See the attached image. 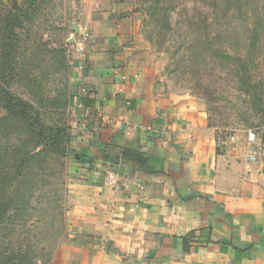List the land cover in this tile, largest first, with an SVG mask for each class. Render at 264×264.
Returning <instances> with one entry per match:
<instances>
[{
    "label": "rangeland",
    "instance_id": "374dc122",
    "mask_svg": "<svg viewBox=\"0 0 264 264\" xmlns=\"http://www.w3.org/2000/svg\"><path fill=\"white\" fill-rule=\"evenodd\" d=\"M14 1L24 7L27 0H0V14ZM36 1L32 17L16 30V75L0 85L32 105L40 123L68 127L69 154L52 157L45 170L33 172L36 188L29 210L21 217L12 216L13 223L0 224V246L8 250L30 245L38 264H87L83 257L74 259L60 250L69 236H77L73 220L80 213L72 189L82 175L75 159L79 156L71 154V138L79 118L70 106L53 110L41 107L39 99L56 97L63 90L69 95L81 92L85 87L80 85V74L92 70L84 55L101 61L105 54L96 73L111 69L113 79L126 69L129 82L134 76L143 77L145 85L152 84L163 95L160 102L164 99L172 108L182 109L193 122L206 123L219 150L240 159L255 142L247 141L249 131L264 139V114L254 112L236 77L245 61L251 80L264 87V0H246L241 16L234 11L227 16L223 11L214 13L212 0ZM259 18L261 37L251 47ZM73 25L78 32L71 29ZM29 77L37 82H29ZM5 114L0 103V117ZM23 137L9 132L0 140V151L20 144Z\"/></svg>",
    "mask_w": 264,
    "mask_h": 264
},
{
    "label": "crops",
    "instance_id": "0c3cea01",
    "mask_svg": "<svg viewBox=\"0 0 264 264\" xmlns=\"http://www.w3.org/2000/svg\"><path fill=\"white\" fill-rule=\"evenodd\" d=\"M84 56L92 70L80 74L86 92L71 95V150L94 162L76 164L77 236L60 250L87 264H264V139L234 159L143 77L112 79L95 72L107 55ZM124 150L142 153L144 169Z\"/></svg>",
    "mask_w": 264,
    "mask_h": 264
},
{
    "label": "trees",
    "instance_id": "16d2710c",
    "mask_svg": "<svg viewBox=\"0 0 264 264\" xmlns=\"http://www.w3.org/2000/svg\"><path fill=\"white\" fill-rule=\"evenodd\" d=\"M247 4L246 0H212L211 8L214 13L223 11L224 16L230 11L241 16ZM21 6L14 1L11 9L0 14V82L4 84H7L6 79L16 75V30L21 28L24 20L32 17L37 8V1L27 0L26 6ZM260 18L252 30L251 47H254L261 37L263 25ZM61 57L64 59L63 54ZM61 64L66 67L64 60ZM236 77L240 91L254 112L264 114V87L262 83H254L251 80L247 62H240ZM29 82L37 81L29 77ZM70 99L71 95L63 90L56 97L39 99L38 103L41 107L61 111L70 106ZM0 103L6 113L0 117V140L9 132L24 136L20 144L7 146L0 151V224H9L13 223L12 216L21 217L29 210V201L36 188L33 185V172L45 170L52 157L57 160L69 154L66 148L69 136L68 127L64 125L52 127L40 123L38 112L32 105L14 97L5 90L4 85H0ZM37 147L42 148L36 152L31 149ZM75 159L77 163H90L89 159ZM121 159L128 160L141 169H144L147 161L142 153L134 150H124ZM33 248L25 245L7 250L0 246V264H38Z\"/></svg>",
    "mask_w": 264,
    "mask_h": 264
},
{
    "label": "built area",
    "instance_id": "2783aa9c",
    "mask_svg": "<svg viewBox=\"0 0 264 264\" xmlns=\"http://www.w3.org/2000/svg\"><path fill=\"white\" fill-rule=\"evenodd\" d=\"M79 69H81L79 67ZM86 92L85 89H81V93ZM256 139L255 133L252 131L248 132L247 135V141L249 143H253ZM118 183H119V178L116 174L112 173V172H107L104 176V180H103V184L105 187H107L110 190H115L118 188Z\"/></svg>",
    "mask_w": 264,
    "mask_h": 264
},
{
    "label": "water",
    "instance_id": "95a60500",
    "mask_svg": "<svg viewBox=\"0 0 264 264\" xmlns=\"http://www.w3.org/2000/svg\"><path fill=\"white\" fill-rule=\"evenodd\" d=\"M74 32H78L79 29L77 28V26L73 25L71 28ZM110 243L107 244V246L109 247Z\"/></svg>",
    "mask_w": 264,
    "mask_h": 264
}]
</instances>
